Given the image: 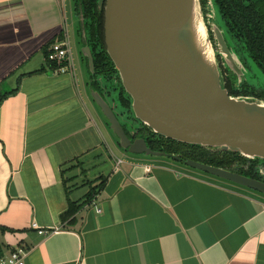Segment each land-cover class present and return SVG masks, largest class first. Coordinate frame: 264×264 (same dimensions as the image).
Returning <instances> with one entry per match:
<instances>
[{"label":"crops","instance_id":"1","mask_svg":"<svg viewBox=\"0 0 264 264\" xmlns=\"http://www.w3.org/2000/svg\"><path fill=\"white\" fill-rule=\"evenodd\" d=\"M72 10V0H0V88L17 89L0 106L1 255L22 247L24 264H264L262 198L123 155L81 64L73 75L48 70L46 47L68 40ZM97 181L91 203L63 224Z\"/></svg>","mask_w":264,"mask_h":264},{"label":"water","instance_id":"2","mask_svg":"<svg viewBox=\"0 0 264 264\" xmlns=\"http://www.w3.org/2000/svg\"><path fill=\"white\" fill-rule=\"evenodd\" d=\"M72 5L77 32L85 38L83 18L73 0ZM97 5L104 9L106 54L130 102L124 110L131 116L132 131L120 122L101 88L92 89L93 56L84 39L79 53L87 66L89 97L117 149L127 157L165 161L264 198L263 180L156 151L144 138H135L142 125L166 140L264 164V101L228 94L199 0H98ZM215 34L227 67L240 76L241 65L234 63L220 32ZM115 103L122 107L119 97Z\"/></svg>","mask_w":264,"mask_h":264},{"label":"trees","instance_id":"3","mask_svg":"<svg viewBox=\"0 0 264 264\" xmlns=\"http://www.w3.org/2000/svg\"><path fill=\"white\" fill-rule=\"evenodd\" d=\"M97 1L98 0H73L75 11L83 18V21L80 22V30H83L85 33L84 44L90 47L93 56L95 73L91 77L93 79L92 89L100 91L99 83L96 81L97 76L109 78L114 74L118 81L119 78L113 64L106 54L103 30V7L99 9ZM199 2L203 13L205 1L199 0ZM213 3L228 35L236 42L244 45L249 59L264 75V0H214ZM60 40L61 38L56 42H59ZM56 42L52 41L47 45L45 50V59L47 58L49 47ZM47 64L48 70L54 68V65L50 63ZM224 87L226 90H228L230 96L253 97L264 101V96H251L247 95V92L227 89L225 81ZM16 92L17 89L4 92L0 88V106L8 96L13 95ZM118 97L120 104L124 108L129 109L130 102L127 98H124V92L121 86ZM141 127L143 128V131L149 133V135L145 136L144 139L146 140L148 146L153 150L163 151L175 155L180 153L181 157L184 159H191L227 170H232L233 168L240 165L244 167L248 166V170L241 168L240 171L236 169V172L261 180V178L258 176V173L256 172V166L258 162L257 160H248L238 154L210 152L199 147L176 143L154 135L145 126L141 125ZM138 137L144 136H140L137 132L135 138ZM154 137L159 138L167 143L164 150L154 147V143L156 142L150 141ZM103 183L104 182H101L98 186L91 188L90 191L84 196L81 203L70 202L68 204L67 210L60 216L61 222L63 224L72 223L74 221L75 215L84 206L91 203L93 196L103 185ZM0 257H3L1 252Z\"/></svg>","mask_w":264,"mask_h":264},{"label":"flooded vegetation","instance_id":"4","mask_svg":"<svg viewBox=\"0 0 264 264\" xmlns=\"http://www.w3.org/2000/svg\"><path fill=\"white\" fill-rule=\"evenodd\" d=\"M204 1H205V4L203 6V16H204L205 23H206V26L208 29L211 44L216 49L217 58L218 59L222 58V61H223V62L220 61L221 66H222V67L221 66L220 67H221V72H222V76L224 78L225 84L227 85V89H234V90H240L243 92H247V95H251V96H257V95L258 96H264V84L263 83L260 82L261 83L260 84L258 82V84L253 85L249 81H247V79H246L247 78L246 76L248 74V71H247V62L248 61H250L252 63L255 70L257 71V73L260 76H262L264 78V75L260 72V70L256 67V65L253 64V62L249 59L248 54L244 48V45L233 40L228 35V33L226 32L224 25L222 27L221 26L217 27L215 25V27H216L215 31H219L220 34L222 35V38H223V40L227 46L228 51L231 54V57H232L234 63L236 65H241V67H239V68H240L242 74L240 76H238L236 74V72H234L233 70H230L227 67L226 60H225V58L221 52V48H220L218 41L216 39L215 31L207 25L208 18L216 19L217 16H219V14L217 13L216 8L214 7V3H213L214 0H204ZM219 18H220V16H219ZM103 30H104V9H103ZM104 44H105V42H104ZM107 79L114 80V83L118 85V89L120 92V86L121 85H120V82L118 81V79H116L115 75L113 74L111 77H109ZM227 92H228V90H227ZM228 94H229V92H228ZM136 131L138 132V134L140 136H144L141 138H145V136L149 135V133L143 131L142 127H140L139 129H136ZM150 141L156 142V143H154V147H156L158 149L164 150L166 148L167 143L162 141L159 138L154 137ZM176 155L181 157L180 153H177ZM182 159H184V158H182ZM185 159H187V158H185ZM241 168H244V170H248V166L244 167V166L240 165V166L233 168L230 171H232V172H236L237 170L240 171ZM256 172L258 173L259 178H261V180H264V164L257 162Z\"/></svg>","mask_w":264,"mask_h":264},{"label":"rangeland","instance_id":"5","mask_svg":"<svg viewBox=\"0 0 264 264\" xmlns=\"http://www.w3.org/2000/svg\"><path fill=\"white\" fill-rule=\"evenodd\" d=\"M73 7V5H72ZM203 14V13H202ZM69 36H68V40H69V44L72 48V52H73V57L75 59V65H76V68L79 70V64L78 62L81 64V69L83 70V75H86V72L87 71V66H86V63L83 61H81L80 59V49L82 47V39H84V34L80 35L78 34V21H77V16L74 15V12L73 10L70 12L69 14ZM204 18V16H203ZM207 19V18H206ZM215 20V21H214ZM205 21V19H204ZM207 25L209 27H211L214 31L216 30L215 28V25L217 27L219 26H223V23L221 21V19L219 18V16H217L216 19L214 18H208L207 20ZM212 48H213V52H214V55H215V59H216V63L218 64L220 70H221V62L222 61V58L218 59L217 58V52H216V49L213 47L212 45ZM79 59V60H78ZM81 61V62H80ZM221 61V62H220ZM249 62V63H248ZM247 62V71H248V74H247V81H249L251 84L255 85V84H258V82L260 83H263L264 84V78L262 76H260L257 71L255 70L254 66L252 65V63L250 61ZM227 63V62H226ZM221 66V67H220ZM98 80L97 82L99 83L100 85V88H101V92L103 94V97L106 99V101L114 108V111L115 113L118 115V118L120 120V122L122 124H124V126L127 127V129L129 131H132L133 129L132 128H129L128 126V121L130 120L131 121V116H128L127 115H130L129 113L126 115V110H124V107H116V103L115 101L117 100V97H118V94L120 93L119 92V89H118V85L114 83V80L112 79H107L105 77H102V76H97L96 77ZM260 83V84H261ZM115 100V101H114ZM126 109V108H125ZM115 154L119 157H124L123 155H121L120 153H118L117 151H115ZM184 169V168H183ZM182 169V170H183ZM186 170V169H184ZM192 172V171H191ZM193 174H196L198 175L199 173H196V172H192ZM94 172H92V175L89 177L90 179H93L94 178ZM201 175V174H200ZM210 178V177H209ZM221 184H224L223 182L221 181H218L216 179H213ZM97 183H99V181H97ZM224 185H227V186H230V187H233L232 185H229V184H224ZM233 188H236L235 186ZM81 191L79 194H83L85 193L87 190H89V187H86V186H83L81 188H79ZM237 189H240L244 192H247L253 196H256V197H259L261 198L260 196H258L256 193L254 192H251V191H247L245 189H241V188H237ZM264 200V198H262Z\"/></svg>","mask_w":264,"mask_h":264},{"label":"built area","instance_id":"6","mask_svg":"<svg viewBox=\"0 0 264 264\" xmlns=\"http://www.w3.org/2000/svg\"><path fill=\"white\" fill-rule=\"evenodd\" d=\"M46 62L54 65L50 72L53 74H70L75 73V59L73 57L72 48L68 40L56 42L49 47ZM33 228H37L32 223ZM39 234H43L39 230ZM28 251L25 248L17 247L7 256L0 257V264H24Z\"/></svg>","mask_w":264,"mask_h":264},{"label":"bare ground","instance_id":"7","mask_svg":"<svg viewBox=\"0 0 264 264\" xmlns=\"http://www.w3.org/2000/svg\"><path fill=\"white\" fill-rule=\"evenodd\" d=\"M199 29H200V33H201L202 37L203 36L205 37L204 28L202 27V25H200Z\"/></svg>","mask_w":264,"mask_h":264}]
</instances>
